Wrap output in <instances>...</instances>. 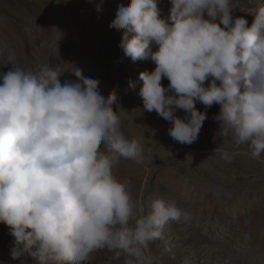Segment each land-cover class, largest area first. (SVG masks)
I'll list each match as a JSON object with an SVG mask.
<instances>
[{"label":"clouds","instance_id":"clouds-1","mask_svg":"<svg viewBox=\"0 0 264 264\" xmlns=\"http://www.w3.org/2000/svg\"><path fill=\"white\" fill-rule=\"evenodd\" d=\"M237 7L235 0H172L170 15L161 18L158 0H129L117 6L109 27L122 31L125 58L155 63L154 71L140 73L139 95L143 111L171 123L173 140L194 143L207 109L218 104L221 136L248 145L260 159L264 6L248 11L255 16L250 27L234 16ZM3 64L13 70L0 74V224L15 238L12 259L90 264L95 252L107 249L123 254L124 264H156L152 243L169 221H187L190 213L163 198L138 201L131 181L118 177L122 159L144 164L151 149L123 131L125 111L113 108L117 90L105 98L97 80L68 62L26 69L9 55ZM65 74L76 79L62 82ZM214 153L226 162L234 157L222 146Z\"/></svg>","mask_w":264,"mask_h":264},{"label":"rangeland","instance_id":"rangeland-1","mask_svg":"<svg viewBox=\"0 0 264 264\" xmlns=\"http://www.w3.org/2000/svg\"><path fill=\"white\" fill-rule=\"evenodd\" d=\"M72 1L73 9L66 10L65 16L57 15L51 8L43 6L41 0H36L33 5L44 15L45 23L47 22L46 29L51 39L45 41L46 48H49L50 52L65 55L68 58L65 62H70L81 69L86 78L97 80L98 90L105 98L114 88L117 90L118 107L113 105V108L125 111L120 113L125 134L130 138H140L146 152L151 149L150 158L157 160L156 163L154 162L153 170L143 174L142 182L136 189L131 190L134 199L168 200L160 187L161 175L163 182L175 181L177 185L181 180L185 183L194 182L197 194L200 195L198 201L203 204L204 199L211 196L212 192L215 193L216 188L224 190L227 195L234 193L238 188L242 194L264 193V173H249L250 170L255 171L260 166L264 167V154L260 159H254L250 155L248 145L236 146L230 137L221 136L220 124L214 119L220 112V105L216 104L207 109V119L198 139L191 145L180 144L173 140L168 132L171 123L155 111H143V99L139 95L143 83L139 78L140 73L154 71L156 65L150 58L138 61L125 58L119 47L122 31L109 27L115 18L117 6L120 4L127 6L129 0ZM235 3L238 7L234 16L247 19L249 27L254 22L255 16L248 11L264 6V0H235ZM97 5L102 6L100 11H97ZM158 7L161 9V18H166L170 15L172 0H158ZM71 12L74 15L70 19ZM72 27H75L73 32ZM53 35L55 37H52ZM13 39L19 43L21 52L25 56L29 52L26 37H13ZM152 49L157 51L158 46L153 44ZM7 53L11 55L10 52ZM87 55L89 58L86 57ZM110 55L112 60L109 59ZM3 63L7 64L5 61ZM3 63H0V74L13 70L10 64L5 66ZM52 64L59 65L54 60ZM36 65L25 63L26 68ZM114 69L118 71L117 75H114ZM63 78L62 82L65 79H76L71 74H65ZM169 83L167 78L162 80L164 87H168ZM196 106L202 112L206 110V106L201 103H197ZM176 115L183 117L185 113L183 110H178ZM221 146L234 153L231 162L238 166L236 169L223 162L217 163L219 156L214 150ZM182 149H185V152H182ZM225 169H229V172ZM239 184L243 186L239 187ZM171 190L174 193L177 191L175 188ZM184 210L190 213V219L169 221L164 228L163 238L152 243L150 252L156 264H244L245 262L254 264L261 259L259 255L253 257L247 250L254 244L251 232L247 231L243 234L244 242L229 246V241L234 237V230L226 225V220V223L218 224L219 228L224 229L219 233L213 228L217 226L213 222L216 219H212L209 214L206 215L202 207L200 210L192 208ZM10 231L6 224H0V264H35L31 257L12 259L11 249L15 246V238ZM214 238L222 242L214 243ZM103 252L108 264H124L123 254L117 258L113 251L104 249ZM211 252L216 255L211 257Z\"/></svg>","mask_w":264,"mask_h":264},{"label":"bare ground","instance_id":"bare-ground-1","mask_svg":"<svg viewBox=\"0 0 264 264\" xmlns=\"http://www.w3.org/2000/svg\"><path fill=\"white\" fill-rule=\"evenodd\" d=\"M35 1L36 0H0V61L8 63L9 55L7 52H10L11 55L14 56V63L23 68H26L25 63L28 65H36L45 62L52 63L54 60L55 62L61 64L67 61L68 58L65 57V55L63 56L61 53L57 54L55 52H50L48 50L49 48H46L45 41H50L51 38L46 29L47 22L45 23L44 15L39 13V11L35 8V5H33ZM41 1L43 6L49 7V9L51 8L57 15L60 16H65L66 10L73 9L72 0ZM73 15L74 14L71 12L69 18H73ZM71 30L72 32L75 31V27H72ZM13 37H26L28 40L27 47L29 52H27L25 56L23 55V52H21V46L13 39ZM52 37L55 36L53 35ZM86 57H88V55ZM109 59L112 60V55H110ZM27 68L30 67L27 66ZM117 72L118 71L114 69V75H117ZM184 150L185 149H182L181 151L185 152ZM217 155L219 156V162L217 161L218 164L223 162L228 166L230 165L234 167V169L238 167L237 165H233L232 162H226L223 160L220 153H217ZM154 162L156 163L157 160L151 158L144 164H137L131 160L122 159L117 169V175L120 179L127 178L131 181V190L136 189L137 185L143 180V174L150 173V171L153 170L152 167ZM225 171L229 172V169H225ZM249 173L263 174L264 167L260 166L259 168H256L255 171L250 170ZM162 177L163 176L161 175L159 180L160 187L162 188L164 195L168 198V201H174L177 206L182 209L192 208L193 210H200V207H202L203 212L206 215L209 214L212 219H216L213 220V222L217 226L213 228L218 230L219 233H221V230L224 229L219 228L218 224L225 222V220L227 221V223L225 222L226 225L231 226L234 230V237L231 241H229V246L244 242L243 234L247 231L251 232L254 244H252L251 247H248L247 250L253 257L256 255L260 256L261 259L259 261H255L254 264H264L263 192H248L246 194H242L238 188V190L234 193L227 195L223 192L224 190L216 188L214 189L215 193L212 192L211 196H209L206 200L204 199L203 204V202L198 201L200 195L197 194L194 182L185 183L181 182V180L179 182L180 184L177 185L175 181L168 182L167 180H164L163 182ZM241 186L243 185L239 184V187ZM173 188L177 190L176 193L171 190ZM213 241L214 243L215 241L217 243L222 242L216 238H214ZM224 242L227 243L226 241ZM210 255L212 257L216 254L211 252ZM235 257L236 256H234V258ZM90 264H108V259L106 258L103 250H98L93 254ZM244 264L249 263L245 262Z\"/></svg>","mask_w":264,"mask_h":264}]
</instances>
